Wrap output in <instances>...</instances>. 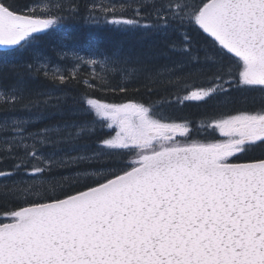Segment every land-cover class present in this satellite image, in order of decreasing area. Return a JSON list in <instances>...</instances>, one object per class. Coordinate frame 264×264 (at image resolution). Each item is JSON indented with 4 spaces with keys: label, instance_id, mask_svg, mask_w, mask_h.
Segmentation results:
<instances>
[{
    "label": "snow or ice",
    "instance_id": "snow-or-ice-1",
    "mask_svg": "<svg viewBox=\"0 0 264 264\" xmlns=\"http://www.w3.org/2000/svg\"><path fill=\"white\" fill-rule=\"evenodd\" d=\"M69 3L0 0V49L27 52ZM89 19L122 39L83 56L61 42L68 72L27 67L66 86L90 66L78 101L24 79L0 95L24 112L0 123V178L23 173L0 187V264H264V0H107ZM110 77L164 95H93L127 96ZM191 101L213 109L200 125L167 114Z\"/></svg>",
    "mask_w": 264,
    "mask_h": 264
},
{
    "label": "trees",
    "instance_id": "trees-1",
    "mask_svg": "<svg viewBox=\"0 0 264 264\" xmlns=\"http://www.w3.org/2000/svg\"><path fill=\"white\" fill-rule=\"evenodd\" d=\"M15 2L18 6L22 7L25 4H31L33 0H15ZM101 2H107V0H70L68 5L70 12L66 11L64 13L67 16V19L57 31L33 42L32 47L29 48L27 52L21 51L16 54L0 52V95H5L7 97V94L15 87L17 82L24 79L28 81L31 90L35 92H51L54 97H59L62 103H66L68 106H72L74 101H78L82 93L85 91L84 81L91 79L90 74L92 69L90 66L83 65L78 70L80 76L79 85L73 80L66 86H57L58 82L57 85H53L49 79H45L43 72L37 76L35 68L32 73H28L27 67L29 64L39 66L40 63L46 61L49 65V70L60 68L62 71L68 72L70 69L74 68L75 65L70 59L64 60L61 58L58 50L61 42L66 43L68 48L75 45L76 49H78L77 54L83 56L90 50V42L98 46L100 50H106L111 47L115 40L122 39L108 30L112 26L105 25L103 22L94 24L89 19L90 6L93 3ZM111 2L119 4L122 0H111ZM97 71H99L98 68ZM110 83L113 85L120 83L125 84L129 89L127 96L125 97L124 94H120L119 92L115 94L111 92L106 94L93 92L92 94L106 99L109 102H121V100L128 98L135 99L145 104L157 102L161 100L162 95H164L149 94L143 81H123L121 79H112L110 77ZM180 95L182 97L184 93L181 92ZM165 98L170 99V97L167 96H165ZM256 99L258 103L259 94H257ZM10 105V99L7 106L3 101H0V123L5 120H10L13 117L24 115L21 106L18 105L13 109ZM230 107L250 108L252 105L236 104L230 105ZM212 113L213 109L210 105L194 101L174 103L171 108L167 109V114L173 119L178 122L185 120L189 121L193 127L206 121ZM45 122L47 123L49 121ZM36 126L43 127V124H37ZM11 168V159H0V170L8 171ZM21 178H23L22 172L10 179L0 178V187L6 184H11L14 180H19ZM0 203H3V201L0 200Z\"/></svg>",
    "mask_w": 264,
    "mask_h": 264
},
{
    "label": "water",
    "instance_id": "water-1",
    "mask_svg": "<svg viewBox=\"0 0 264 264\" xmlns=\"http://www.w3.org/2000/svg\"><path fill=\"white\" fill-rule=\"evenodd\" d=\"M0 52H5V50H3V49H0Z\"/></svg>",
    "mask_w": 264,
    "mask_h": 264
},
{
    "label": "rangeland",
    "instance_id": "rangeland-1",
    "mask_svg": "<svg viewBox=\"0 0 264 264\" xmlns=\"http://www.w3.org/2000/svg\"><path fill=\"white\" fill-rule=\"evenodd\" d=\"M218 134V133H217Z\"/></svg>",
    "mask_w": 264,
    "mask_h": 264
}]
</instances>
